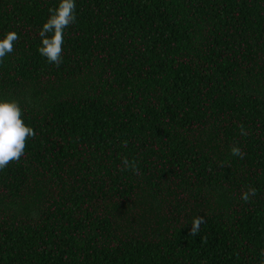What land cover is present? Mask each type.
<instances>
[{"label": "trees", "instance_id": "1", "mask_svg": "<svg viewBox=\"0 0 264 264\" xmlns=\"http://www.w3.org/2000/svg\"><path fill=\"white\" fill-rule=\"evenodd\" d=\"M59 2L0 0V101L35 133L0 170V264H264V0H75L57 66Z\"/></svg>", "mask_w": 264, "mask_h": 264}, {"label": "clouds", "instance_id": "2", "mask_svg": "<svg viewBox=\"0 0 264 264\" xmlns=\"http://www.w3.org/2000/svg\"><path fill=\"white\" fill-rule=\"evenodd\" d=\"M75 0H60L58 7L49 9V17L38 32L41 38V46L38 52L45 57L49 63L59 66L62 63L64 31L76 22ZM19 39L16 32H8L4 39L0 40V63L3 58L14 50V42ZM22 117V110L16 101H0V170L5 169L10 163L19 162L25 154L26 144L29 138H33V129L26 126ZM240 134L247 136L244 126L238 125ZM127 142H124L126 146ZM231 155L241 159L246 155L240 147L232 146ZM123 167L121 170L131 169L134 174H138L135 162L127 158L122 159ZM255 188L242 191L241 199L249 202L251 197L256 195ZM205 222L203 217H196L192 221L190 236L199 233L200 226ZM264 255V253H262Z\"/></svg>", "mask_w": 264, "mask_h": 264}]
</instances>
